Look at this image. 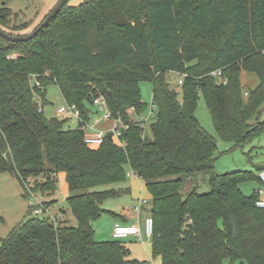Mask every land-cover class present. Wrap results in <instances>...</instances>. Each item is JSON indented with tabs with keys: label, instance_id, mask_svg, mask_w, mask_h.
Here are the masks:
<instances>
[{
	"label": "trees",
	"instance_id": "16d2710c",
	"mask_svg": "<svg viewBox=\"0 0 264 264\" xmlns=\"http://www.w3.org/2000/svg\"><path fill=\"white\" fill-rule=\"evenodd\" d=\"M11 1L0 0V29L12 36L32 34L52 12L22 34L31 23H12ZM71 1L32 40L0 37V178H15L31 201L53 196L64 174L76 226L50 216L48 206L36 207L41 215L30 207L0 239V264L145 263L131 259L120 240L97 241L94 229L106 214L119 217L103 203L129 190H93L125 182L127 167L152 197V254L161 264H264V208L258 194L240 188L261 179L216 173L217 140L196 117L202 94L222 141L244 148L264 133V0ZM214 71L227 85L210 76ZM170 73L185 76L180 92L170 87ZM244 73L258 77L255 89L245 90ZM34 78L40 89L32 88ZM142 83H151L156 106L146 126L131 121L148 110ZM52 84L86 122L89 106L104 97L127 125L119 140L109 134L91 148L80 126L46 118ZM201 175L208 193L199 192Z\"/></svg>",
	"mask_w": 264,
	"mask_h": 264
},
{
	"label": "rangeland",
	"instance_id": "374dc122",
	"mask_svg": "<svg viewBox=\"0 0 264 264\" xmlns=\"http://www.w3.org/2000/svg\"><path fill=\"white\" fill-rule=\"evenodd\" d=\"M44 1L45 0H13L9 2L7 7L12 8L15 16V18H12V23L20 24L23 21L32 20L36 12L39 11L40 7L44 5ZM31 31L29 33H31ZM11 56L13 58L16 57L15 54H12ZM180 78L181 76L177 73H170L168 75L170 87L172 89H176L178 92H180ZM242 84L246 91L253 90L258 85V77L253 73H244L242 76ZM141 98L143 103L148 106V110L141 117L133 115L131 118L132 122H136L140 118H148L149 116V107L153 101L151 83L141 84ZM35 99L38 104H41L39 93L35 94ZM45 101L46 103L43 107V113L46 118H57L59 120L66 119L64 116L58 114V110L62 106H65V100L63 99L57 85L52 84L46 89ZM89 108L91 111H94L95 109L91 105ZM196 117L198 118L201 125L206 129V131L213 135L217 140L215 161L216 173L227 174L240 171L253 172L258 175V171H264L262 169L264 168V133L244 148H236L231 143L222 141L218 137L213 127L212 120L202 94L199 95ZM260 118L261 121H264V111L262 112ZM148 124H150V122ZM77 128L78 122L75 119L69 118L66 124V129L75 130ZM126 174L127 177L125 182L102 186L94 189L93 191L129 190L128 193H122L119 197L106 200L102 207L104 210L116 213L118 215H122V213H124L129 218V220L138 224V214H136V211L133 209L136 208L137 210H141V203L138 202L140 199L148 201L149 204L147 207L149 208L151 205V198L147 188H145V185L143 186L141 181H139L133 175L129 167L126 168ZM5 176L7 177H2L3 179L0 181V185L3 186L5 191V198L0 203V239L7 238L10 232L25 219L30 209V204L25 199H23V195H21V193L23 194V189H21L17 183L9 179L11 178L10 175L6 174ZM199 178L203 181L202 182L198 180L201 185L199 192L208 193L210 191V186L206 181L207 177L201 175ZM33 181L34 180L31 179L30 183L33 184ZM240 188L246 196L258 194L260 198L264 199V186L258 180L243 182L240 184ZM141 191L143 192L142 195ZM67 197L68 185L66 178L64 174H60L58 178L57 192L50 197L38 196V198L34 200L35 202L33 201L34 209H36L38 206H48L50 208L48 212L50 216H57L59 213H61V211H63L66 215L69 225L76 226V221L66 201ZM54 201L56 202L53 204ZM141 218L143 221H145V213H141ZM113 221V217L109 214H106L94 223L97 241H115L112 235ZM120 242L123 243L127 249H129L130 254L134 259H138V261L142 262V258H135L133 256L135 255L134 253L142 257L145 256L146 259L148 257V253H150L153 264H161V260L159 258L153 257L152 242L149 241L148 246H143L133 237L120 240Z\"/></svg>",
	"mask_w": 264,
	"mask_h": 264
},
{
	"label": "built area",
	"instance_id": "2783aa9c",
	"mask_svg": "<svg viewBox=\"0 0 264 264\" xmlns=\"http://www.w3.org/2000/svg\"><path fill=\"white\" fill-rule=\"evenodd\" d=\"M210 76L217 78L218 81L222 83L223 85H227L228 83V79L222 75V71H214L210 74ZM184 77L185 76H181L179 80L180 86L183 84ZM32 88L34 89L41 88L40 82L37 81L35 78L33 79V82H32ZM94 106L98 108L104 120L114 122V128L111 131H104V130L96 129L89 122L84 121L82 119L80 111L75 105H69L66 103L65 106L61 107L58 110V114L61 116H64L65 118H74L79 121V126L84 133V141L91 148L100 147L104 143L105 139L107 138L109 134H112L114 139L119 140L122 130L126 129L127 125L122 123L120 119L114 118L112 116L111 112L108 109V106H107V103L104 97H99L95 99ZM149 110L150 111H149L148 118H140L137 122H140V124L146 126L148 125L149 122L154 120L156 117V106L153 105V101L151 103V106L149 107ZM259 177L264 186V171L259 173ZM30 181L31 180L29 179L27 181V184H31ZM145 203L146 202H143V204ZM257 206L259 208H264V200L260 198L257 202ZM34 213L36 215H41L43 211L42 209H35ZM145 233L147 237L152 238L153 233H154V222H153L152 217H149L145 220ZM112 235H113L114 240H124L130 237H133L136 239L141 238L140 228L137 225H127V224H122V223H116L114 225ZM144 264H152V263L148 262Z\"/></svg>",
	"mask_w": 264,
	"mask_h": 264
},
{
	"label": "crops",
	"instance_id": "0c3cea01",
	"mask_svg": "<svg viewBox=\"0 0 264 264\" xmlns=\"http://www.w3.org/2000/svg\"><path fill=\"white\" fill-rule=\"evenodd\" d=\"M61 0H45L44 2V5L42 6V7H40V9H39V11H37L36 12V14H35V16H34V18L32 19V20H30V21H23L22 23H25V22H27V23H31V25H30V27H28V29L26 30V31H24V32H22V34L23 33H29L31 30H33L41 21H42V19L47 15V14H49V12H51V10H53L57 5H58V3L60 2ZM82 2V0H72L71 1V4L72 5H78L79 3H81ZM12 9V8H11ZM64 99V98H63ZM65 104H66V101H65ZM63 107V106H62ZM94 111H92V115H91V120H90V124L91 125H93L96 129H99V130H104V131H111L113 128H114V122L113 121H107V120H104L103 119V116H102V114L99 112V110H98V108L96 107V106H94ZM66 119H69V118H66ZM72 119H74V118H72ZM76 120V119H75ZM77 122H78V127H79V121L78 120H76ZM132 172V171H131ZM134 175V174H133ZM258 175H259V173H258ZM135 176V175H134ZM2 177H7V176H5V175H2L1 176V178H0V181H1V179H3ZM136 177V176H135ZM137 178V177H136ZM11 181H14L15 183H17L20 187H21V185H20V183L15 179V178H13V177H11V178H9ZM138 179V178H137ZM139 181H141V183H142V185L144 186L145 185V183L142 181V180H140V179H138ZM142 186V187H143ZM145 188H146V185H145ZM21 189H22V187H21ZM22 191V190H21ZM142 191H143V189H142ZM141 191V195H142V192ZM21 195H23L22 193H21ZM149 196H150V198H152L151 197V195H150V193H149ZM39 197H41V196H39ZM5 198V191H4V188H3V186H1L0 185V203L3 201V199ZM38 198V196H36L34 199H32L31 201H27L29 204H30V207H32L33 206V208H34V200H36ZM24 199V198H23ZM262 199V198H261ZM264 200V199H263ZM34 201V202H33ZM56 201H54L53 202V204L55 203ZM138 202H140L141 203V210H137L136 208H134L133 210H135L136 211V214H138V221H139V223L137 224V223H135V222H133V221H131V220H129V218L126 216V214H124V213H122V215H118L119 217H115V216H112L113 217V219H114V221H113V228H114V225L116 224V223H122V224H127V225H137L139 228H140V232H141V238H138V239H136L137 241H139L143 246H148V242L150 241V242H152V239L151 238H149V237H147V235H146V233H145V221H143V219L141 218V213H145V218H144V220H146L147 218H149V217H151V213H150V208H151V205H150V207L148 208L147 207V205L149 204V202L148 201H146V200H144V199H140V200H138ZM143 202H146L145 204H143ZM50 209V208H49ZM49 209H48V212H49ZM116 214V213H115ZM60 215V217L61 218H65L66 219V215L64 214V215H61L60 213L57 215V216H59ZM65 216V217H64ZM53 217H55V216H53ZM147 237V238H146ZM135 255H133L135 258L137 257H139V258H142L141 260H142V262H145V263H148V262H151L152 264H153V260H152V258H151V256H150V253H148V257H147V259H146V257L144 256V257H142V256H140V255H138V254H136V253H134ZM130 258L131 259H134L133 257H132V255L130 254ZM136 260H138V259H136ZM144 264V263H143Z\"/></svg>",
	"mask_w": 264,
	"mask_h": 264
},
{
	"label": "water",
	"instance_id": "95a60500",
	"mask_svg": "<svg viewBox=\"0 0 264 264\" xmlns=\"http://www.w3.org/2000/svg\"><path fill=\"white\" fill-rule=\"evenodd\" d=\"M70 0H61L60 3L52 10L49 16L45 19V21L30 35L19 37V36H12L3 30L0 29V37L3 39L13 42V43H24L32 40L35 36L39 34L45 27L50 24V22L60 13V11L68 4Z\"/></svg>",
	"mask_w": 264,
	"mask_h": 264
}]
</instances>
